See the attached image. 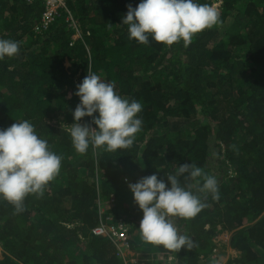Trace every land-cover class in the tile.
Masks as SVG:
<instances>
[{
    "label": "trees",
    "instance_id": "16d2710c",
    "mask_svg": "<svg viewBox=\"0 0 264 264\" xmlns=\"http://www.w3.org/2000/svg\"><path fill=\"white\" fill-rule=\"evenodd\" d=\"M138 3L67 0L69 12L42 29L44 0H0V39L20 44L18 55L0 60V128L27 119L63 157L23 212L0 197V264H264V0H223L218 22L187 46L129 39L122 17ZM88 71L142 104L131 147L80 154L72 146L76 86ZM80 123L95 127L91 117ZM184 163L215 176L219 194L182 179L205 207L175 218L194 245L172 251L143 240L128 183L153 173L166 179ZM120 220L130 254L92 231ZM225 231L227 245L213 257Z\"/></svg>",
    "mask_w": 264,
    "mask_h": 264
},
{
    "label": "clouds",
    "instance_id": "9594fccd",
    "mask_svg": "<svg viewBox=\"0 0 264 264\" xmlns=\"http://www.w3.org/2000/svg\"><path fill=\"white\" fill-rule=\"evenodd\" d=\"M213 3L209 6L196 0H139L135 7L127 6L121 23L127 25L129 39L140 44H148L151 36L166 45L183 40L187 46L194 34L218 22L219 12L211 7ZM50 24L41 27L47 29ZM78 36L79 33L74 38ZM19 51L18 41L0 39V60L18 55ZM75 95L79 102L72 111L73 123L68 132L78 153L85 154L90 147L114 152L133 145L142 126L138 116L142 111L139 101L122 97L115 91L114 82H108L91 71L76 86ZM84 117H91L95 127L81 124ZM62 159L49 148L45 139L38 136L29 120H15L10 126L0 128V197L13 205L16 213L23 212L25 198L29 194H43L45 186L59 174ZM164 177L166 179L153 173L128 183L133 200L143 213L138 226L141 236L144 241L168 250L191 249L194 240L177 228L175 218H194L205 204L192 191V184L182 183V179L195 181L198 191L210 193L215 199L219 194L217 178L205 174L193 163L176 165L172 171L164 172ZM201 177L202 184L197 179ZM114 199L112 195L109 204H113ZM120 224L121 220L113 225L102 224L92 231L113 236L112 227L124 230ZM100 228L104 229L97 231ZM115 242L124 248L126 254L131 253L126 239L115 237ZM213 251L215 257L218 248Z\"/></svg>",
    "mask_w": 264,
    "mask_h": 264
},
{
    "label": "built area",
    "instance_id": "2783aa9c",
    "mask_svg": "<svg viewBox=\"0 0 264 264\" xmlns=\"http://www.w3.org/2000/svg\"><path fill=\"white\" fill-rule=\"evenodd\" d=\"M45 1V10L43 12V28H46L55 18V16L58 14L59 10L65 9L69 12L67 9V0H44ZM222 3V0H217L211 7H214L218 10V7ZM71 16V15H70ZM104 228H100L97 231H101ZM111 232L113 236L116 237L118 240H124L126 238V232L125 230L120 231L119 229L112 227Z\"/></svg>",
    "mask_w": 264,
    "mask_h": 264
},
{
    "label": "rangeland",
    "instance_id": "374dc122",
    "mask_svg": "<svg viewBox=\"0 0 264 264\" xmlns=\"http://www.w3.org/2000/svg\"><path fill=\"white\" fill-rule=\"evenodd\" d=\"M65 65H66L67 67L70 66L69 62H65ZM111 205H112V204H111ZM103 210H104V207H102L101 211H103ZM228 238H229V232H226V231L220 233V234L217 236V238H215V242H216L217 246L219 245L218 251L221 250V249H220L221 246L224 247V244L227 245ZM224 250H225V249H224ZM0 251H1V249H0ZM221 251H223V250H221ZM228 253L233 255V254H235L236 252L233 251V250H230V249L228 248ZM229 254H228V255H229ZM228 255L225 256V257H223L221 261L224 262V261L227 259Z\"/></svg>",
    "mask_w": 264,
    "mask_h": 264
}]
</instances>
